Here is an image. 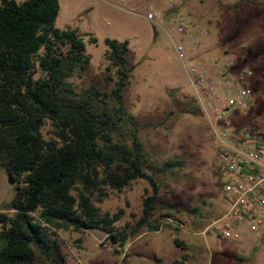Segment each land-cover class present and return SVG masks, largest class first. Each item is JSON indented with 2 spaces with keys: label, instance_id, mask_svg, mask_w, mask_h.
Masks as SVG:
<instances>
[{
  "label": "rangeland",
  "instance_id": "obj_1",
  "mask_svg": "<svg viewBox=\"0 0 264 264\" xmlns=\"http://www.w3.org/2000/svg\"><path fill=\"white\" fill-rule=\"evenodd\" d=\"M58 1L55 26L76 30L90 57L89 67L70 79L77 91L90 84L106 92L114 87L116 71L106 69L110 63L104 57L105 39L126 41L127 64L134 69L123 97L127 110L138 119L139 138L153 162H182L163 177L160 197L175 209L160 219L158 230L142 229L122 246L100 226L94 228L105 231L102 241L87 228L59 230L66 264H264V237L252 238L244 230L241 241H222L213 230H206L226 211L228 201L221 183L218 142L204 114L209 98L193 70L196 65L215 80L234 77L249 87L247 109L235 110L228 117V128L254 125L264 130V0H129L126 5L120 0ZM149 10L157 13L155 21L145 17ZM180 20L183 31L178 33L173 28ZM177 45L183 47L181 56ZM40 75L37 68L34 77ZM215 89L224 94L211 96L218 103L225 94L233 95L231 88L216 85ZM192 98L198 112H188ZM42 133L49 138V124ZM14 192L0 166V211L7 209ZM150 192L148 183L138 179L107 197L97 195L94 204L100 217L119 215L113 232H128L141 215L142 197ZM162 211L158 209L154 219ZM174 238L184 243V249Z\"/></svg>",
  "mask_w": 264,
  "mask_h": 264
},
{
  "label": "trees",
  "instance_id": "obj_2",
  "mask_svg": "<svg viewBox=\"0 0 264 264\" xmlns=\"http://www.w3.org/2000/svg\"><path fill=\"white\" fill-rule=\"evenodd\" d=\"M59 10L58 0H0V166L15 191L0 211V264H66L57 231L100 226L122 246L142 229L158 230L175 209L160 188L182 162H153L139 138L138 119L123 97L134 69L127 42L105 39L114 87L106 92L90 84L79 92L70 79L89 67L90 57L76 30L55 26ZM37 68L42 75L34 77ZM188 107L198 112L194 98ZM138 179L151 189L141 215L130 231L113 232L119 215L100 217L94 199Z\"/></svg>",
  "mask_w": 264,
  "mask_h": 264
},
{
  "label": "built area",
  "instance_id": "obj_3",
  "mask_svg": "<svg viewBox=\"0 0 264 264\" xmlns=\"http://www.w3.org/2000/svg\"><path fill=\"white\" fill-rule=\"evenodd\" d=\"M128 2L129 0H120L123 5ZM124 9L131 12L133 10ZM145 17L155 21L157 13L146 11ZM173 29L178 33L183 31L181 20ZM175 49L181 56L183 47L177 45ZM193 70L197 73L195 80L202 85L201 91L209 98L204 106V114L218 142L217 155L221 183L228 201L226 211L211 222L206 230H213L222 241H241L244 238V230H247L252 238H262L264 237V130L254 125L228 128V117L234 114L235 110L242 113L247 109L251 89L234 77L219 81L196 65H193ZM246 75L250 76L251 72L247 71ZM216 85L223 89L231 88L233 95L225 94L221 104L214 101L211 96L219 98L224 95L217 94Z\"/></svg>",
  "mask_w": 264,
  "mask_h": 264
},
{
  "label": "water",
  "instance_id": "obj_4",
  "mask_svg": "<svg viewBox=\"0 0 264 264\" xmlns=\"http://www.w3.org/2000/svg\"><path fill=\"white\" fill-rule=\"evenodd\" d=\"M91 234L98 240V241H102L105 236H106V233L104 230H101V229H98V228H94V227H89L87 228Z\"/></svg>",
  "mask_w": 264,
  "mask_h": 264
}]
</instances>
